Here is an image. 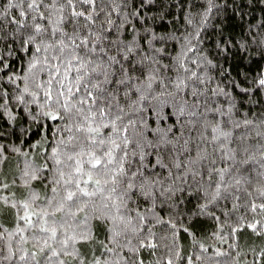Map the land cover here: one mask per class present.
I'll use <instances>...</instances> for the list:
<instances>
[{"label": "snow or ice", "instance_id": "obj_1", "mask_svg": "<svg viewBox=\"0 0 264 264\" xmlns=\"http://www.w3.org/2000/svg\"><path fill=\"white\" fill-rule=\"evenodd\" d=\"M157 3L6 0L0 5V119L30 117L40 129H51L52 137L44 163L27 162L22 177L25 186L46 180L51 196L37 204L41 198L33 191L10 204L17 209L15 228L0 225V264H129L123 250L138 255L159 246L156 225L176 229L157 207L178 206L177 193L194 186L207 198L202 213L221 198L239 200L241 191L261 201L251 200V212L264 213V119L233 118V90L264 91V72L251 81L237 72L244 78L225 76L216 83L202 70L204 62H190L200 71L186 64L193 47L174 64L162 63L157 45L166 38L147 23ZM208 5L209 13L217 7L213 0ZM251 39L257 42L256 36ZM259 43L264 46V39ZM221 44L227 62L229 53H236L230 40ZM238 47L247 50L245 42ZM206 63L224 74L223 66ZM3 151L0 145V164ZM93 221L106 231L107 243L100 242V255L89 257L81 247L95 239ZM259 224L247 227L259 235ZM175 258H182L179 251ZM186 260L193 264V257Z\"/></svg>", "mask_w": 264, "mask_h": 264}, {"label": "trees", "instance_id": "obj_2", "mask_svg": "<svg viewBox=\"0 0 264 264\" xmlns=\"http://www.w3.org/2000/svg\"><path fill=\"white\" fill-rule=\"evenodd\" d=\"M5 2L6 0H0V5ZM213 3L217 7L209 13L208 0H158L156 7L147 13V23L157 35L166 38L157 45L163 49L162 63L174 64L177 57L183 56L188 47H193L195 51L187 53L186 64L200 71L190 62H204L202 70L206 76L215 77L216 83H220L225 76L243 79V76H237V72L245 74L249 81L253 80L259 73L264 72V46L259 43L264 39V2L213 0ZM197 33L198 39L195 38ZM252 36L257 37V42L252 41ZM228 40L232 42L233 52L236 54L230 52L225 62L220 54L223 47L221 41ZM242 42L247 44L246 51L238 47ZM209 60L212 64L223 66L224 74L217 75L219 68L208 65L206 61ZM171 74L173 73L169 72ZM210 86L214 87L215 84ZM233 98L235 120L242 121L247 118L258 122L264 119V91L246 95L233 90ZM218 99L223 101L225 98ZM45 135L48 136V142H43ZM51 139V129H40L30 117L21 115L10 123L0 119V145L4 146L5 157L0 164V185H9L7 188L0 187V225L9 231L15 228L17 212V209L11 208L12 202L27 199L33 191L41 198L37 200V204L51 196L50 190L44 187L46 180L38 179L32 181L30 186H25L22 178L27 162L37 167L44 163L43 155L50 150ZM252 190L249 187V191ZM239 195V200L235 199V195L221 198L214 205L209 204L207 211L202 213L200 209L207 203V198L196 191L195 186L191 192L177 193L180 201L178 206L170 208L165 205L156 209L157 214L164 220L175 223L176 229L168 224L156 225L153 229L156 234L154 242L159 245L156 249H141L138 255L125 249L121 255L129 258V264L137 258L143 259L144 264H156L157 261L164 264L167 259H173V264H187L186 258L189 256L193 257V264H257V261L264 264V256L260 255L264 252V213L259 210L253 213L250 210L251 200L256 203L261 201L256 198L255 193L251 198L245 197L242 191ZM4 197L8 198L7 204L3 202ZM141 203L145 209L149 206L143 201ZM256 221L260 222L257 229L259 235L247 227ZM92 227L94 241L81 247V252L87 253L89 257L92 253L100 255L103 252L100 242L107 243L104 228L97 227L96 221L92 222ZM185 228L188 229L187 232L184 231ZM233 229L237 231L233 232ZM201 245L208 249L207 252L202 251ZM177 251L181 259L175 258ZM217 251L225 255L217 256ZM197 256L200 257L199 260L195 259Z\"/></svg>", "mask_w": 264, "mask_h": 264}]
</instances>
